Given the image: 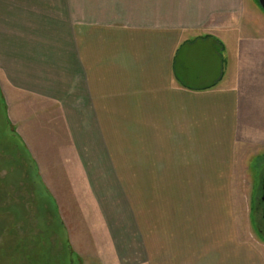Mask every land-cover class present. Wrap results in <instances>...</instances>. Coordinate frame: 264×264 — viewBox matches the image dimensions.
<instances>
[{
  "label": "rangeland",
  "instance_id": "rangeland-1",
  "mask_svg": "<svg viewBox=\"0 0 264 264\" xmlns=\"http://www.w3.org/2000/svg\"><path fill=\"white\" fill-rule=\"evenodd\" d=\"M75 1L20 0L18 7L4 8L0 0V28L19 17L25 31L0 29V264H143L144 244L160 264L162 251L173 254L176 243L185 249L187 239L177 242L175 234L186 237L193 229L209 237L202 249L211 256L232 250L233 257L227 255L223 264H245V259L246 264H264V239L253 226L264 142L256 143L255 137L238 138L232 157H144L143 146L130 157L123 139L114 157H98L90 146L86 157H30L18 134L20 119L32 120L37 106L36 94L27 89L41 54L49 51L42 46L52 41L53 33L46 32L50 26L66 36L70 22L75 27L88 15ZM252 1L233 0V25L251 21L261 26L255 15L245 17ZM222 14L217 15L219 26ZM61 51L65 57L66 50ZM260 67L262 79L246 83L254 97L260 87L264 92V60ZM48 101L45 111L52 106ZM57 116L41 114L47 123L60 120ZM73 116L79 121L72 114L67 120L75 121ZM129 251L131 258L120 260L119 254Z\"/></svg>",
  "mask_w": 264,
  "mask_h": 264
},
{
  "label": "crops",
  "instance_id": "crops-1",
  "mask_svg": "<svg viewBox=\"0 0 264 264\" xmlns=\"http://www.w3.org/2000/svg\"><path fill=\"white\" fill-rule=\"evenodd\" d=\"M19 1L4 0L3 7L16 8ZM75 2L88 15L77 28L70 22L66 36L50 26L52 41L42 46L49 51L41 54L27 89L36 94L37 106L32 120L20 119L18 134L30 157H86L89 146L98 157H114L122 139L128 140L130 157L138 146L144 157H232L238 138L264 142V133L257 134L264 131V92H246V83L263 74L264 13L254 0L245 17L255 15L261 26L233 25V0L223 6L220 0ZM19 19L10 18L0 29L16 26L23 33ZM47 99L52 106L45 111ZM45 113L61 114L60 120L47 123ZM68 114L79 121L67 120ZM175 236L180 243L187 239L186 250L176 243L173 254L162 251L160 264H223L227 255L233 257L232 250L226 256L203 250L205 232ZM150 252L144 244L143 264H159ZM128 256L130 251L119 254L120 260Z\"/></svg>",
  "mask_w": 264,
  "mask_h": 264
},
{
  "label": "flooded vegetation",
  "instance_id": "flooded-vegetation-1",
  "mask_svg": "<svg viewBox=\"0 0 264 264\" xmlns=\"http://www.w3.org/2000/svg\"><path fill=\"white\" fill-rule=\"evenodd\" d=\"M253 226L257 235L264 239V170H260L253 200Z\"/></svg>",
  "mask_w": 264,
  "mask_h": 264
},
{
  "label": "water",
  "instance_id": "water-1",
  "mask_svg": "<svg viewBox=\"0 0 264 264\" xmlns=\"http://www.w3.org/2000/svg\"><path fill=\"white\" fill-rule=\"evenodd\" d=\"M259 9L264 13V0H255Z\"/></svg>",
  "mask_w": 264,
  "mask_h": 264
},
{
  "label": "trees",
  "instance_id": "trees-1",
  "mask_svg": "<svg viewBox=\"0 0 264 264\" xmlns=\"http://www.w3.org/2000/svg\"><path fill=\"white\" fill-rule=\"evenodd\" d=\"M254 2H255V0H254ZM256 3V2H255Z\"/></svg>",
  "mask_w": 264,
  "mask_h": 264
}]
</instances>
